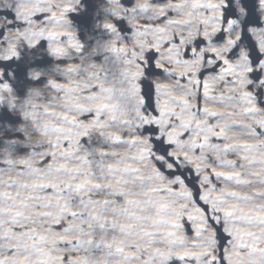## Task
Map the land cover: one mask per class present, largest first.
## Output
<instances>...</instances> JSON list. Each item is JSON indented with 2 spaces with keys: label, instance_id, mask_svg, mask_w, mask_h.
<instances>
[{
  "label": "water",
  "instance_id": "95a60500",
  "mask_svg": "<svg viewBox=\"0 0 264 264\" xmlns=\"http://www.w3.org/2000/svg\"><path fill=\"white\" fill-rule=\"evenodd\" d=\"M0 264H264V0H0Z\"/></svg>",
  "mask_w": 264,
  "mask_h": 264
}]
</instances>
